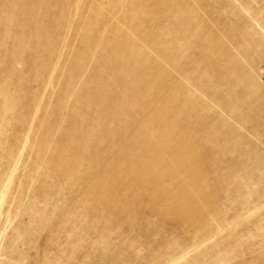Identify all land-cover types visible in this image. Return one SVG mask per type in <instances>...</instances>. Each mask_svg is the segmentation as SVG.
<instances>
[{
  "label": "rangeland",
  "instance_id": "374dc122",
  "mask_svg": "<svg viewBox=\"0 0 264 264\" xmlns=\"http://www.w3.org/2000/svg\"><path fill=\"white\" fill-rule=\"evenodd\" d=\"M0 264H264V0H0Z\"/></svg>",
  "mask_w": 264,
  "mask_h": 264
}]
</instances>
